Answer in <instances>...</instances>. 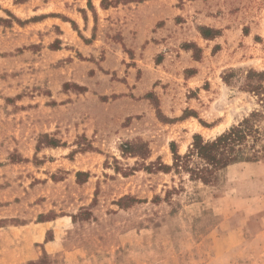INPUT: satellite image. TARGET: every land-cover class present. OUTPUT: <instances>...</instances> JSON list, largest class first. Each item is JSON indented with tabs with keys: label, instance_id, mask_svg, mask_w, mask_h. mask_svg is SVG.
I'll use <instances>...</instances> for the list:
<instances>
[{
	"label": "rangeland",
	"instance_id": "rangeland-1",
	"mask_svg": "<svg viewBox=\"0 0 264 264\" xmlns=\"http://www.w3.org/2000/svg\"><path fill=\"white\" fill-rule=\"evenodd\" d=\"M190 1L104 0L116 7L104 17L92 4L81 8L85 0L15 12L12 0H0V264H264V151L210 184L158 169L172 165V142L184 154L194 134L213 138L260 108L246 89L259 80L249 71H264V0H209L201 12H240L234 63L196 90L180 81L130 91L148 111L123 121V139L105 130L110 95L100 85L123 80L122 70L112 71L123 47L134 57L152 39L201 27ZM41 14L48 19L34 23ZM184 46L200 55L194 44ZM86 84L94 92L85 93ZM52 140L63 147L52 150ZM77 168L87 172L76 181ZM92 171L96 188L80 186ZM65 214L73 222L60 232L61 251L35 243L27 253L23 234L14 236V226Z\"/></svg>",
	"mask_w": 264,
	"mask_h": 264
},
{
	"label": "crops",
	"instance_id": "crops-1",
	"mask_svg": "<svg viewBox=\"0 0 264 264\" xmlns=\"http://www.w3.org/2000/svg\"><path fill=\"white\" fill-rule=\"evenodd\" d=\"M208 1L209 0H191L189 4L191 7L199 10L197 11V15L199 16L197 18V24L199 26L219 30V33L214 36L204 37L199 28L195 26V28H191L189 32L184 31L183 33H179L178 35H174L166 39L160 37L159 40L152 39L149 43L145 44V47L136 48L134 57L131 56L123 47V62L121 61L117 67L112 69V71L114 69L117 71L122 70L123 80L116 78L115 82H110L107 86L100 85V88L104 89V91L107 90L106 93L109 92L108 94L110 95L109 98L103 102L106 111L105 114L102 115V118L107 123V126L105 127V130L107 131L106 133H112L111 137L115 138V142L118 139H123V121L127 117L138 115L144 110L147 112L149 109L146 107L147 105L144 101L146 100L145 98L136 99L130 91L137 94V90H140L138 92H141L142 90L146 91L150 87H158V85H160L159 87H163V83L167 84L168 82H170L171 85H178V82L180 81H183V85L186 84L187 88L190 90H196V88L201 87L204 82L213 80L212 78L215 77L217 72L220 74L225 67L231 66V64L234 63V58L238 54L233 53L229 49L230 47L236 48V45L238 44L236 41L239 40L240 34L238 27L240 12L233 10H229L228 13L223 12L220 14H212L208 11L201 12L200 10H203V6H205ZM90 2L97 11L104 15V17L108 16L110 8L113 7L111 5L103 6V0H90ZM11 4L14 8L13 11L15 12V8L21 7L25 10L27 6L29 7L31 5H40L43 7L44 5L47 6L49 2L48 0H22L20 2L12 0ZM88 5L89 0H85V4H79L81 8H88ZM0 11H2V7H0ZM37 16L39 17L34 20V23L43 22L45 19H48L46 14ZM76 20L77 22L83 21L84 23L85 19L81 15ZM127 26V24H123V34L125 35L127 34ZM247 36L248 33L243 34L244 38H247ZM138 43L140 44L141 42ZM185 43L197 46L201 50L200 55L195 54L192 47H185ZM89 46L90 44H86V47ZM127 59L136 63H127ZM139 73H141V76L138 78ZM176 78L179 79V81L176 82ZM85 86L88 87L85 93L89 94L94 92L91 84H86ZM108 89L111 90L108 91ZM190 90L188 92H190ZM192 99L193 97L190 96L189 102H191ZM63 106L64 105H58L56 110L61 109ZM191 108H193V106H191ZM175 115H178V112H176ZM124 127L128 126L124 125ZM85 134H87V136H100L96 130L91 129H86ZM21 144L22 143L18 144L20 147L19 150H23ZM15 146L17 145L15 144ZM61 147L63 146L58 145L50 148L55 150L60 149ZM35 151H38L39 153L37 147L35 148L34 153ZM30 156L31 155L29 154L23 155V157L28 159V162H31ZM44 164L45 162L35 164V166H37V168H42ZM78 172L87 171L80 168L74 170L75 180L77 179ZM92 177L93 171L89 173L86 180L81 182V184H78L80 186H85L86 184L90 185L92 184ZM62 180L64 179H61V181ZM92 188H96V185L94 186V184H92ZM79 202L80 210L83 206L89 204L90 198L87 200L79 199ZM56 220L58 222L55 231L56 235L53 239L46 240L47 231L53 226ZM59 222L61 224H59ZM72 222L73 214L59 215L57 216V219L39 220L34 223L25 222L24 224H19L20 226H14L13 232L15 234V238L16 236L23 234V239L26 242L24 247L28 248L27 253H30V249H32L31 245H35V243H42L43 246L40 245L38 247H43L55 253L63 249L61 241L63 239L62 236L60 237V232L65 233L67 228H71L70 226ZM24 256L25 258H28L26 255ZM72 258L73 253L69 252L67 259L70 263L73 262Z\"/></svg>",
	"mask_w": 264,
	"mask_h": 264
},
{
	"label": "trees",
	"instance_id": "trees-1",
	"mask_svg": "<svg viewBox=\"0 0 264 264\" xmlns=\"http://www.w3.org/2000/svg\"><path fill=\"white\" fill-rule=\"evenodd\" d=\"M89 5H91L90 0ZM199 30L204 37L219 33V30L205 26L199 27ZM252 77H258L259 80L250 84L246 91L256 96L260 108L254 109L239 123L232 125L213 138L206 139L200 133L194 134L192 143L184 154L179 153L176 143L172 142V165L160 162L158 169L166 172L185 171L191 180L210 184L218 180L231 165L259 160L260 153L264 151V127L260 124V121L264 119V71L251 70L248 73V78ZM223 79L228 82L226 76ZM49 144L59 145L57 140H52ZM82 173H77L78 179Z\"/></svg>",
	"mask_w": 264,
	"mask_h": 264
}]
</instances>
